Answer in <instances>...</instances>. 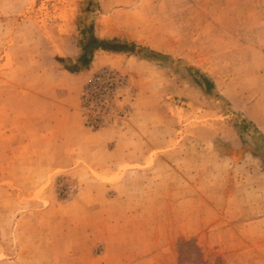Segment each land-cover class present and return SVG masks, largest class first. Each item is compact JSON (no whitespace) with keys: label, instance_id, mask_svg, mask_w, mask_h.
Masks as SVG:
<instances>
[{"label":"rangeland","instance_id":"374dc122","mask_svg":"<svg viewBox=\"0 0 264 264\" xmlns=\"http://www.w3.org/2000/svg\"><path fill=\"white\" fill-rule=\"evenodd\" d=\"M154 255L264 264V0H0V264Z\"/></svg>","mask_w":264,"mask_h":264},{"label":"crops","instance_id":"0c3cea01","mask_svg":"<svg viewBox=\"0 0 264 264\" xmlns=\"http://www.w3.org/2000/svg\"><path fill=\"white\" fill-rule=\"evenodd\" d=\"M58 108H62L64 106H57ZM67 110V108H66ZM63 110V113H67V111ZM72 113V117L68 118V116L64 115L61 116L60 114H56L55 115V119L53 118V116H51L49 118V116L47 117H43L42 118V123L44 125H47V123L51 122L52 125H50L52 127L51 130L55 131V135H59L60 138V143L63 139H65L66 137L71 139L73 142L72 144L74 145V152L73 153H68L69 155H86V150H87V146H86V139L89 137L88 132L82 127V121L80 119V117L77 115V113L75 112H71ZM66 164L74 165L73 161H67L64 162ZM107 185V184H106ZM107 241L105 246L107 247L109 244V237L106 236ZM111 243V242H110ZM115 246H113L114 248H116L117 250H121L119 248H121V246L118 245V242H115ZM130 251V247H127ZM165 256H162V258L159 260L156 258V255L154 256H150L146 259H139L137 260L134 264H138V263H142V264H151L152 260L154 259V264H163L164 262V258ZM136 258V257H135ZM166 264V263H165Z\"/></svg>","mask_w":264,"mask_h":264},{"label":"trees","instance_id":"16d2710c","mask_svg":"<svg viewBox=\"0 0 264 264\" xmlns=\"http://www.w3.org/2000/svg\"><path fill=\"white\" fill-rule=\"evenodd\" d=\"M100 45L102 46L103 44H102V42L100 43ZM104 46V45H103ZM85 48V50L87 51V50H89V48H87V47H84Z\"/></svg>","mask_w":264,"mask_h":264},{"label":"built area","instance_id":"2783aa9c","mask_svg":"<svg viewBox=\"0 0 264 264\" xmlns=\"http://www.w3.org/2000/svg\"><path fill=\"white\" fill-rule=\"evenodd\" d=\"M94 121H95V122L97 121V117H96V118H94Z\"/></svg>","mask_w":264,"mask_h":264}]
</instances>
